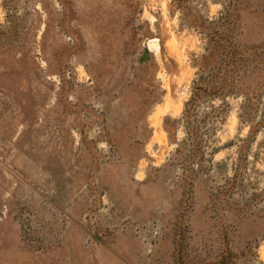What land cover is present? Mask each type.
<instances>
[{
  "label": "rangeland",
  "instance_id": "obj_1",
  "mask_svg": "<svg viewBox=\"0 0 264 264\" xmlns=\"http://www.w3.org/2000/svg\"><path fill=\"white\" fill-rule=\"evenodd\" d=\"M0 264H264V0H0Z\"/></svg>",
  "mask_w": 264,
  "mask_h": 264
},
{
  "label": "trees",
  "instance_id": "obj_2",
  "mask_svg": "<svg viewBox=\"0 0 264 264\" xmlns=\"http://www.w3.org/2000/svg\"><path fill=\"white\" fill-rule=\"evenodd\" d=\"M202 93L200 86L197 84L195 87V90H193V95L190 100V102L187 104L186 114L188 115V112L190 111V108L192 107V104L196 101V99L200 96Z\"/></svg>",
  "mask_w": 264,
  "mask_h": 264
}]
</instances>
